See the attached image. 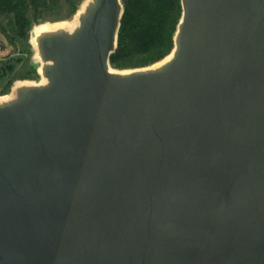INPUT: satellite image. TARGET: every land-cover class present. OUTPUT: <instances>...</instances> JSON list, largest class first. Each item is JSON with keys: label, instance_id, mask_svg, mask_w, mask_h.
I'll use <instances>...</instances> for the list:
<instances>
[{"label": "water", "instance_id": "obj_1", "mask_svg": "<svg viewBox=\"0 0 264 264\" xmlns=\"http://www.w3.org/2000/svg\"><path fill=\"white\" fill-rule=\"evenodd\" d=\"M174 48L110 65L124 7L33 26L0 97V264H264V0H180Z\"/></svg>", "mask_w": 264, "mask_h": 264}, {"label": "trees", "instance_id": "obj_2", "mask_svg": "<svg viewBox=\"0 0 264 264\" xmlns=\"http://www.w3.org/2000/svg\"><path fill=\"white\" fill-rule=\"evenodd\" d=\"M124 14L117 49L110 57L113 69L146 68L165 59L174 48L181 18L180 0H121ZM78 0H0V20L10 18L11 33L24 42L33 24L62 21L64 11L74 15ZM0 32H7L0 23ZM11 45L14 40L11 38ZM10 67L0 68V80Z\"/></svg>", "mask_w": 264, "mask_h": 264}, {"label": "rangeland", "instance_id": "obj_3", "mask_svg": "<svg viewBox=\"0 0 264 264\" xmlns=\"http://www.w3.org/2000/svg\"><path fill=\"white\" fill-rule=\"evenodd\" d=\"M84 0H78L77 9ZM64 19L62 21H69L73 15H69V12L64 11ZM10 18H3L0 20L1 25L7 32L4 36L0 32V68L10 67L11 70H7V77L0 80V97L7 95L10 92L11 87L17 81H40V77L37 74V65L34 63V52L29 45L28 41L24 42L16 38L9 28ZM40 24V23H39ZM37 24H33L35 26ZM32 26V27H33ZM11 38L14 40L12 46Z\"/></svg>", "mask_w": 264, "mask_h": 264}]
</instances>
